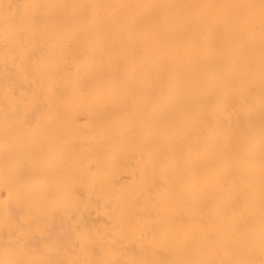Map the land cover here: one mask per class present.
I'll list each match as a JSON object with an SVG mask.
<instances>
[{
    "label": "bare ground",
    "instance_id": "obj_1",
    "mask_svg": "<svg viewBox=\"0 0 264 264\" xmlns=\"http://www.w3.org/2000/svg\"><path fill=\"white\" fill-rule=\"evenodd\" d=\"M0 264H264V0H0Z\"/></svg>",
    "mask_w": 264,
    "mask_h": 264
}]
</instances>
